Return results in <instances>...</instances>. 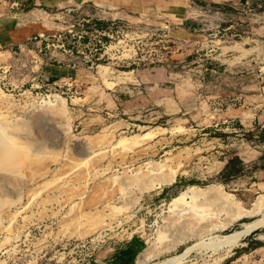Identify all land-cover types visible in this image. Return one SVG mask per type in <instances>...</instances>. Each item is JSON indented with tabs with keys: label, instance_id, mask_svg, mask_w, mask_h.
<instances>
[{
	"label": "rangeland",
	"instance_id": "rangeland-1",
	"mask_svg": "<svg viewBox=\"0 0 264 264\" xmlns=\"http://www.w3.org/2000/svg\"><path fill=\"white\" fill-rule=\"evenodd\" d=\"M48 17L21 46L0 28V130L35 155L0 167V264H101L127 245L133 264H264V195L230 163L264 147V0H101Z\"/></svg>",
	"mask_w": 264,
	"mask_h": 264
},
{
	"label": "crops",
	"instance_id": "crops-1",
	"mask_svg": "<svg viewBox=\"0 0 264 264\" xmlns=\"http://www.w3.org/2000/svg\"><path fill=\"white\" fill-rule=\"evenodd\" d=\"M101 0H0V7L3 3L11 9L6 17L0 18V28L6 25L3 30L9 45H23L28 43L33 33L38 35L44 33L50 27L49 12L56 9L66 11L73 10L85 3L96 4ZM72 5V6H71ZM71 6V7H70ZM1 16V15H0ZM253 119L259 123L264 122V111L253 114ZM232 161L241 165L240 172L248 179V186L251 190L264 195V147L250 148V150L239 154ZM239 169V168H238ZM227 167H224V172ZM237 173V172H236ZM235 173V174H236ZM234 175V174H233ZM232 176V175H230ZM111 256L101 261V264H133L137 262V254L132 246H123L114 250Z\"/></svg>",
	"mask_w": 264,
	"mask_h": 264
},
{
	"label": "bare ground",
	"instance_id": "bare-ground-1",
	"mask_svg": "<svg viewBox=\"0 0 264 264\" xmlns=\"http://www.w3.org/2000/svg\"><path fill=\"white\" fill-rule=\"evenodd\" d=\"M162 127V126H161ZM180 127V126H179ZM13 128H14V126H13ZM15 130L16 129H14V131L12 130L11 131V129H10V131L12 132V134L15 132ZM168 129H166V128H160V127H158V128H155L154 129V132L153 133H155V132H164V131H167ZM174 129L173 128H171L169 131L170 132H172ZM180 130V129H179ZM9 131V130H8ZM5 132V131H4ZM150 132V131H149ZM174 132H175V130H174ZM177 132H178V130H177ZM0 133H2V131L0 130ZM17 133V132H16ZM152 133V134H153ZM3 134V135H2ZM2 134H0V135H2V137H3V139L0 137V167L1 168H4L5 170H16V169H18L19 167H22L23 165H25L29 160H31V158L33 157L34 158V156H32V150H31V148H30V144H28V142L26 143V141L25 142H22V141H18L15 137H12L11 135L12 134H4V133H2ZM149 134H151V133H149ZM151 134V135H152ZM14 135H16V134H14ZM139 135V134H138ZM148 134H146L145 136H147ZM150 135V136H151ZM144 136V137H145ZM140 137L141 136H139V140H141L140 139ZM122 138V137H121ZM121 138L119 139V141H121ZM126 138V137H125ZM124 138V139H125ZM130 138V137H129ZM124 139H123V143H124ZM94 139L92 138V139H90V138H88L87 139V143H91V142H94L93 141ZM98 141V140H97ZM122 142V141H121ZM135 142V141H134ZM118 143H120V142H118ZM141 143V142H140ZM137 144V143H136ZM122 145V144H121ZM118 145H117V143H116V146H114V148L115 147H117ZM120 146V145H119ZM131 147V146H130ZM129 147V148H130ZM136 147V146H135ZM102 149H103V152H106V150H104V148L103 147H101ZM113 148V147H112ZM111 148V149H112ZM113 148V149H114ZM118 148V147H117ZM120 148V147H119ZM116 150V149H115ZM119 150V149H118ZM117 150V151H118ZM128 149L126 148V151H127ZM133 150V149H132ZM114 151V150H113ZM125 151V152H126ZM116 154H118V153H116ZM120 154V153H119ZM118 154V156H120ZM32 158V159H33ZM170 158V157H169ZM36 159V158H35ZM34 159V160H35ZM115 160H116V158H115ZM172 160V159H171ZM180 161V160H179ZM178 161V162H179ZM29 164H30V162H28ZM174 163V162H173ZM179 165V164H178ZM180 166V165H179ZM153 167H155V166H153ZM178 167V166H177ZM154 173H156V172H154ZM118 176H115V178H117ZM113 180H118V179H113ZM161 181V180H160ZM164 182V181H163ZM158 183V182H157ZM162 183V182H161ZM196 188H194V187H189V188H186L183 192H182V195H185V194H189L190 196H192V197H196V196H200L201 194H204L205 193V191L203 192V191H197L196 192V190H195ZM212 191H213V195L215 196V202H217V201H222V203H231L232 201H231V199H229V198H227L226 196H225V194H224V191L223 190H221L219 187H213V189H212ZM29 194V193H28ZM180 197V196H179ZM211 198H213V197H211ZM182 199V198H181ZM176 201V200H175ZM180 201H182V200H180ZM179 201V202H180ZM176 202H178V200L176 201ZM176 202H175V205H176ZM5 203V202H4ZM234 203V202H233ZM19 204H21V203H19ZM27 204V203H26ZM235 204V203H234ZM255 207L256 208H260V207H262L263 208V204H264V200H263V202H262V200L259 198L256 202H255ZM5 205V204H4ZM3 205V206H4ZM24 205V204H23ZM23 205L21 204V205H19L17 208H22L23 207ZM174 204L172 205V206H175ZM179 205V204H178ZM177 206V205H176ZM223 206V205H222ZM24 207H25V205H24ZM173 208V207H172ZM261 208V209H262ZM261 209L259 210V209H257V212H260L261 211ZM17 212V210H15L12 214H11V216L14 214V213H16ZM17 213H19V212H17ZM16 213V214H17ZM181 213L183 214L184 213V211H181ZM184 215V214H183ZM211 218V217H210ZM264 218V217H263ZM213 219V218H212ZM258 221H260L259 219H257L256 221H255V223H257ZM207 224H209V223H207ZM214 224V222H212V225ZM216 224V223H215ZM214 224V225H215ZM212 225H211V227H212ZM250 226V225H249ZM253 227V226H252ZM247 228H248V225H247ZM216 229V228H215ZM212 232V231H211ZM242 233V232H241ZM207 234V233H206ZM209 235V234H208ZM215 238V237H214ZM229 238V237H228ZM228 238H225L224 240H223V244L225 243H227L229 240H228ZM236 238L237 237H235V238H233V240H231V242H232V244L234 243V241H236ZM210 239H211V237H210ZM220 239V238H219ZM213 240V239H212ZM218 240V239H217ZM210 242V241H209ZM212 242V241H211ZM221 242V241H220ZM224 244V245H225ZM157 246H159V245H157ZM160 248V247H159ZM161 249V248H160ZM165 249H167V248H165ZM183 254V253H182ZM141 258L142 259H145V256H144V254L143 253H141ZM169 259V258H168ZM182 259V255H177V257H175V258H173V257H171L168 261H169V264H174V263H177V262H179L180 260Z\"/></svg>",
	"mask_w": 264,
	"mask_h": 264
},
{
	"label": "trees",
	"instance_id": "trees-1",
	"mask_svg": "<svg viewBox=\"0 0 264 264\" xmlns=\"http://www.w3.org/2000/svg\"><path fill=\"white\" fill-rule=\"evenodd\" d=\"M261 139L264 141V133L261 134Z\"/></svg>",
	"mask_w": 264,
	"mask_h": 264
}]
</instances>
